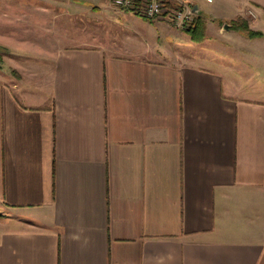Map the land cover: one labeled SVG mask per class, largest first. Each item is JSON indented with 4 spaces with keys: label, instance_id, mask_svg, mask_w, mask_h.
I'll list each match as a JSON object with an SVG mask.
<instances>
[{
    "label": "crops",
    "instance_id": "crops-1",
    "mask_svg": "<svg viewBox=\"0 0 264 264\" xmlns=\"http://www.w3.org/2000/svg\"><path fill=\"white\" fill-rule=\"evenodd\" d=\"M78 1L0 0V48L60 5L123 33L41 44L19 77L0 65V264H264V97L170 19ZM182 3L206 20L194 44L264 58V0Z\"/></svg>",
    "mask_w": 264,
    "mask_h": 264
},
{
    "label": "rangeland",
    "instance_id": "rangeland-1",
    "mask_svg": "<svg viewBox=\"0 0 264 264\" xmlns=\"http://www.w3.org/2000/svg\"><path fill=\"white\" fill-rule=\"evenodd\" d=\"M78 3L83 5L89 4L88 1L85 0H80ZM207 4L209 6L214 5L212 3ZM57 10L60 13L54 21L51 20V17L47 18L45 16V29L43 31H37L36 28L29 25L30 27L27 29L17 32L26 39L22 41V47H15L13 49L0 48V54L2 56L0 65L3 69L8 71L12 70L18 77L21 76L20 73L25 75L26 72L32 71L35 66L28 65V63H30V61L32 62L35 58L42 57L43 51L40 49L41 44H48L56 40L81 41L89 36H93V34L105 39L108 35L112 37L113 34H123L118 32L120 29L116 27L117 23L111 20V18L106 17L103 12L101 14L68 15L67 12L70 11V9L64 5H60ZM46 19L48 21L50 20V23H48ZM47 24H49L48 28H46ZM20 26L27 27L24 23ZM137 29L139 31L142 30V36H146V31L143 26H139ZM15 33L13 32V34ZM26 42L28 43L27 45L25 44ZM177 43L178 42L172 40L170 44L178 48L180 46ZM182 44V48L187 50L188 54H190L191 51H198L209 55L211 60H198L199 64L211 66L225 74L228 73L230 76H236L238 79L236 83L247 87L249 94L252 92L264 97V58L258 59L259 61L257 62H252L249 58H245L244 55H242L244 51L240 48H231V46L221 42L214 45L209 43L199 45L194 44L191 40H187L185 43L182 42ZM249 48L250 47H247V49ZM253 48L256 49L254 45L252 46V49ZM257 49L261 50L259 47H257ZM235 54H239L242 57H236L237 55L235 56ZM229 56L231 59L228 58ZM250 59L252 60L253 58L251 57ZM228 61H231L233 64H228ZM42 64L44 66L43 61ZM27 67L28 69H26ZM254 89L258 91H253Z\"/></svg>",
    "mask_w": 264,
    "mask_h": 264
},
{
    "label": "built area",
    "instance_id": "built-area-1",
    "mask_svg": "<svg viewBox=\"0 0 264 264\" xmlns=\"http://www.w3.org/2000/svg\"><path fill=\"white\" fill-rule=\"evenodd\" d=\"M119 8L131 10L150 20L167 18L179 28L187 29L194 17V12L185 3L171 7L169 0H112Z\"/></svg>",
    "mask_w": 264,
    "mask_h": 264
},
{
    "label": "trees",
    "instance_id": "trees-1",
    "mask_svg": "<svg viewBox=\"0 0 264 264\" xmlns=\"http://www.w3.org/2000/svg\"><path fill=\"white\" fill-rule=\"evenodd\" d=\"M232 25L236 26L250 37H257L263 35V32L251 29L250 26L248 25V22L241 18L232 21ZM186 30L190 34L191 39L194 40V42L195 41L200 42L204 40L206 36L205 18H203L202 16L194 17V19L191 21L190 25ZM0 60H2L1 54H0Z\"/></svg>",
    "mask_w": 264,
    "mask_h": 264
}]
</instances>
